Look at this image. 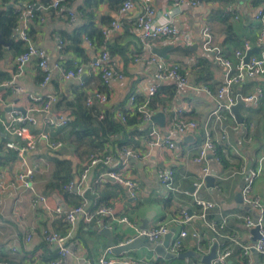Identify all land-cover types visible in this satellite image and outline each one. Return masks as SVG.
Segmentation results:
<instances>
[{
  "label": "crops",
  "instance_id": "obj_1",
  "mask_svg": "<svg viewBox=\"0 0 264 264\" xmlns=\"http://www.w3.org/2000/svg\"><path fill=\"white\" fill-rule=\"evenodd\" d=\"M16 1L30 2L5 0L4 5L0 3V11L6 7L13 12V3ZM33 1L42 4L46 0ZM122 1L70 0L72 21L54 18L48 11L44 23H29L28 32L32 42L44 49L48 55L50 82L45 88L40 87L41 72L35 60L26 63L18 73L14 63L15 55L19 53L14 46L18 41L15 32L11 40L0 38V41L7 44L0 43V84L17 75L15 84L19 88L18 92H13L9 87L0 90V117L8 121L15 110H24L28 105L25 97L27 94L37 96L55 93L59 98L74 100L76 89L86 83L85 80L91 72L86 71L78 79L64 80L60 77L56 65L62 64L71 69L73 62L87 64L92 61L99 47L86 42L87 34L91 33L94 40L93 32H101L109 22L118 19L123 23V28L112 36L108 50L123 72L124 79L112 82L107 90L106 109H128L131 95L146 99L149 88L156 82L153 77L155 67L145 61L134 62L133 57L142 55L144 58L155 54L141 44L139 34L134 28V20L142 9L141 4L136 2L132 10L120 15L118 8ZM191 1H194V4H191ZM152 4L157 13L156 22H172L178 31L175 37L162 38L153 43L152 48H167L164 52L165 58L155 56L167 66L177 65L180 69L188 70L195 89L180 87L173 81L160 82L158 92L167 100L165 107L170 111L164 113L160 110L153 114L163 115L162 125L159 121H149L138 127V131L144 133L155 128L165 134L167 124L173 118L193 121L197 125L196 129L187 131L183 136H172V150L150 148L144 142L147 134L140 136L136 143H130L138 153V158L128 159L123 165L120 153L116 150L114 152L115 148L112 150L108 146L105 150L114 155L110 168L123 172L126 177L137 182L136 198H130L126 188L118 182L99 180V175L105 172V168L101 165L95 166L88 170L79 191L88 187L85 196L89 200V208L109 206L113 216H97L89 224L77 221L70 228L64 222L63 214L68 208L79 203L80 197L73 193L65 198L54 186L53 173L55 158L70 160L73 172L78 169L73 148L67 145L58 152H50L44 142L40 141L33 150L27 152L24 164L13 151L2 148L7 136L0 124V184L3 187V190L0 189V264H48L56 257L57 249L54 244H47L43 239L44 232L49 231H55L65 237L68 247L66 264H98L100 256L110 249L106 245L108 239L100 232L103 228L111 232L115 244L125 243L134 236L135 232L131 226L119 222L122 217H127L137 228L143 225L144 220L146 229L166 224L170 230L175 231L171 240L180 230H185L188 235L182 240L181 249L177 254L194 252L199 256L165 260L157 258L149 248L141 247L126 252L128 258H136L146 264H197L191 259L200 261V257L208 254L214 244L217 251L226 243L232 250L226 264H241L239 246L230 243L228 239L233 238L239 244H252L253 240L252 229L244 226L242 217L254 219L256 211L243 209V205L237 203L235 198L241 193L248 171L255 169L260 157L264 156V76L250 78L233 86L234 102L236 103V98L240 96L246 103L239 110L242 119L240 123L231 112L220 111L218 119L213 118L205 127L209 114L216 107L213 95L224 80L225 67L214 58V53L204 52L201 44L203 29L207 26L211 30L213 46L232 64L237 60L235 52L243 51L245 43L250 46L247 52L253 50L251 55H256L260 51V43L264 44V27L255 16L260 6L252 5L251 0H184L180 9L170 15L172 0H152ZM229 8L235 12L237 18L226 13ZM58 37L66 42L62 49L57 48ZM91 38L89 36V40H92ZM247 52H244V57ZM203 86L210 90L212 96L199 89ZM89 91L91 90L87 92ZM249 97L255 100L246 101ZM178 109L182 111L180 116H176ZM55 113L67 117L68 110L61 105L55 108ZM42 118L41 115L37 116L38 125ZM68 129L69 127L52 130L51 133L53 137L64 140L68 136ZM206 132L213 141L223 142L220 165H216L208 155L203 163L197 164L193 161L206 138ZM205 165L208 167L206 176L212 174V181L208 184L206 176L202 174ZM25 167L32 170L33 189L45 200L35 207L29 204V191L17 180V174ZM160 169L173 171V191L168 192L161 185L157 174ZM79 176L74 173V180ZM197 182H201V186L196 190L194 183ZM195 191L201 199L215 204L209 211L215 223L225 219L221 230L223 237L219 243H199V247L196 245L190 235L192 231H197L206 239L213 237V233L204 226L201 219L194 218L186 225L170 222L181 210L190 213L198 210L192 197ZM251 195L260 200L264 212V161L260 174L252 184ZM57 207L61 209V213L54 212ZM27 234H30L29 240H26ZM9 246L15 247L16 251H11ZM167 251H170L169 248ZM121 255L110 253V257L114 259L120 258ZM251 257L252 264H264L263 257L254 254Z\"/></svg>",
  "mask_w": 264,
  "mask_h": 264
},
{
  "label": "built area",
  "instance_id": "obj_2",
  "mask_svg": "<svg viewBox=\"0 0 264 264\" xmlns=\"http://www.w3.org/2000/svg\"><path fill=\"white\" fill-rule=\"evenodd\" d=\"M136 2L141 4L142 9L134 20V28L139 34L141 44L146 49H151L153 43L157 40L175 37L177 35L178 31L172 22H166L163 24H158L156 22L155 19L157 13L152 4V0H123L118 13L123 15L124 13L132 10ZM183 2L184 0H172V11H170V15L175 13V11L177 12ZM191 4H194V1H191ZM13 7L14 13L17 14V28L15 29L16 40L20 41L24 48L23 52L15 56L14 63L19 73L26 63L35 60L36 65L40 69L43 76L40 81V87L45 88L50 82L48 55L44 49L34 45L32 42L28 32L29 23L35 18H37V22L39 24L44 23L48 11H50L54 18L68 22L73 20V13L66 0H49L47 4L16 1L13 3ZM37 12L40 14L36 16ZM226 13L232 15L234 18H237V15L231 8H229ZM255 16L258 20H260L264 27V4L259 7ZM122 28L123 23L119 19L113 20L107 26L103 27L101 30L102 44L99 47L96 57L87 64L73 62V68L71 69H67L62 64L56 65V68L59 70L60 77L64 80L78 79L86 71H93L100 74L102 85L106 87L107 90L110 89L112 82L122 81L124 79V74L118 68L116 60L111 57L108 50V43L110 39L115 33L120 32ZM262 32L264 33V29ZM86 42L91 44V42L87 39ZM56 45L58 49H62L66 45V42L62 38L58 37L56 39ZM259 46H261L260 51L256 55H251L245 62L244 52H247L250 48L249 44L245 43L243 51L237 50L235 52L237 60L235 64H232L229 60L221 56L220 51L213 46L211 30L209 27L205 26L203 29V42L201 44V48L204 52L214 53V58L225 67L224 80L213 95L216 107L209 114L206 124L204 125L205 127H207V124L210 123L213 118L218 119L220 111L230 112L231 107L235 103L232 98V89L234 85L240 84L244 80L250 78L264 76V44L260 43ZM137 61H145L155 67L153 77L156 82L149 88L144 106L139 108V112L142 115V123L149 122L151 116L154 114V112L147 109L145 105L158 90L160 82L173 81L180 87L195 89L191 84L190 72L188 70L180 69L177 65L167 66L159 57L155 55H148L144 58L142 55L135 56L134 62ZM16 76L14 75L10 80L1 83L0 90L9 87L13 92H18L19 88L15 84ZM199 89L212 96L210 90L206 87H201ZM25 97L28 101V105L24 109V114L15 110L8 121H5L0 117V124L7 136L3 143V148L13 151L16 154V157L21 159L24 164V158L27 152L33 150L36 144L40 141L44 142L46 149L50 152H58L59 150L67 147V144L63 140L53 137L51 131L67 128L69 125L67 118L55 113V105L60 99L57 94L46 93L37 96L27 94ZM134 97V95H131L129 98V109L132 108ZM251 100H255V98L249 97L246 99V101ZM94 103L98 104V107L102 108L101 110L105 109L107 103L106 93L97 90L89 91L86 98V105L90 106ZM112 111H114L116 118L124 121L118 110L112 109ZM161 111L167 113L170 110L165 107L162 108ZM181 113V109H178L176 116H180ZM38 115L43 116L40 125H38L37 121ZM102 115L103 113L100 112L99 118H102ZM196 127L197 125L193 121H185L180 118H175L174 120L173 118L167 124L165 134H161L153 128L148 131L144 142H146L150 148L160 147L172 150L174 148L172 136H183L187 131L194 130ZM220 144H223V142L213 141L210 138L209 133L206 132V138L200 146L198 154L194 157L193 161L197 164L203 163L208 155L212 158L216 165H220L221 160L218 149ZM120 156L122 157L121 164L123 165L130 158L137 159L138 153L133 152L130 149H122L120 151ZM113 159L114 157L110 152L107 154L100 153V155L93 156L90 159L87 168L78 177L79 180L76 179L77 181L74 180L73 182H69L64 187L67 193H76L80 197L79 203L68 208V210H66L63 214L64 222L68 227L72 228L77 221L89 224L97 216H113L112 208L109 206L101 205L96 208H89V200L85 196V192L89 189L88 187L81 188L79 191V187L83 184L88 170L97 165H102L106 169L105 172L99 175V180H113L118 182L126 188L127 194L130 198H136L137 182L129 177H126L123 172L112 170L110 165ZM263 161L264 156L260 157L258 160V166L255 169L248 171L246 182L241 190L243 205L256 211L255 219H250L247 216L242 217L243 224L248 229L258 228V238L254 244H239L233 238L228 239L230 243L238 245L242 250V255L245 256L243 264H252V254H256L257 256H262L264 258L263 207L260 200L251 195L252 184L261 172V165ZM157 174L161 185L168 192L173 191V171L169 169H160L157 171ZM202 174L203 176L208 174V167L206 165L202 168ZM17 180L22 187L29 191V204L31 207H35L38 203H43L45 201L44 198L33 189V173L31 169L25 167L24 170L17 174ZM200 186L201 182L194 183L196 190ZM0 189L3 190L1 184ZM196 193V191L193 192L192 197L193 203L198 210L194 213L189 212L190 214H188L185 210H181L176 217H173L170 220V222L173 224L186 225L194 218L201 219L204 226L213 233V237L211 239H206L204 235L198 233L197 231H192L190 235L196 242V245L199 247V243L201 242H206L209 245L212 242L219 243L220 238L223 237L221 230L224 227L225 219H222L220 223H215L214 220L209 219V211L215 207V204L212 201L201 199ZM54 212L61 213V209L57 207L54 209ZM119 222L131 226L134 229L135 237H144L149 242L154 244L160 243L162 238L170 231L169 226L166 224H159L149 229H140L135 227L127 217L120 218ZM187 235L188 233L185 230H180L177 236L171 240L169 252L177 254L182 246V240ZM29 239L30 234H27L26 240ZM43 239L45 243L54 244L57 248L56 257L53 260H50L48 264H66L68 247L66 245L65 237L60 236L55 231H49L44 232ZM130 241L131 239L126 242ZM9 248L13 252L16 251V248L13 246H9ZM110 253V249H107L97 260L98 264H141L131 258H111ZM231 253L232 251L229 248V245L223 243L220 249L216 251L215 258L210 261V264H226V261L230 257ZM28 264H35V262H30Z\"/></svg>",
  "mask_w": 264,
  "mask_h": 264
},
{
  "label": "trees",
  "instance_id": "obj_3",
  "mask_svg": "<svg viewBox=\"0 0 264 264\" xmlns=\"http://www.w3.org/2000/svg\"><path fill=\"white\" fill-rule=\"evenodd\" d=\"M28 1L34 3L33 0H28ZM69 1L70 0H66L68 5H69ZM4 2L5 0H0V3L3 5ZM47 2L48 1L46 0L42 4H47ZM251 3L252 5L255 6L256 5L261 6L262 4H264V0H251ZM120 7L121 6H119L118 9H120ZM3 8L5 9L0 11V38L2 40H11L13 37L12 34L15 32V29L17 28V14L14 13V11L12 12L11 9H8L6 7ZM39 14L40 13L37 12L36 16ZM32 21L37 22V18L33 19ZM92 35L95 42L91 38V33L87 34L86 39L89 42L96 44V48L100 47L102 44L101 32L97 30L95 33L93 32ZM89 36L92 40H89ZM14 46L19 52L18 54L24 51L23 45L20 41H16L14 43ZM42 77L43 76L41 73L39 82L42 80ZM85 82L86 83H84L82 87L76 89L74 100H70L65 97L62 98L60 97L61 99L55 105V108H58L62 105L64 108L68 110L67 117H65L69 121L68 123L69 129L67 131L68 136L66 137V139L63 138L64 139L63 141L67 145L73 148V156L78 161V166H79L78 169L75 172H73L72 162L70 160L58 159V158H55L54 160V166H55L53 173L54 186L61 192V194L65 198H67L68 195L69 196L72 195V193L71 194L67 193L64 187L69 182L74 181V173L78 174L79 176L87 168L89 161L93 156L100 155V153L102 154L109 153V151L105 150L108 146L111 147L112 150L115 148L113 150L114 152L116 150L120 153L122 149H130L131 151L135 152L134 147H132L133 145H131L130 143L131 142L136 143L137 138H139L140 136H145L148 133V131L144 133H140L138 131V127L142 126L143 124L142 115L139 112V108L144 106L146 99L135 96L131 109L129 108L121 109V110L116 109L120 112V114L124 119V121H121L120 119L115 117V113L114 111H112V109L114 110L115 108H107V109L105 108L101 110L102 108L98 107V104L94 103L93 105L90 106L86 105L88 90L101 91L106 93L107 95V88L102 85L100 74H97L92 71L89 78L85 80ZM159 90L160 89L158 88L156 93L149 99L148 103L145 105L147 109L153 111L154 113L162 110V108H164L168 104L166 103L167 100L163 99L160 96V93L158 92ZM100 112L103 113L102 118H99ZM218 149H219L220 160L222 162V144L218 146ZM208 218L212 219L210 213ZM201 243H205V242H201ZM239 256L242 259L241 264H243L245 261V256L242 255L241 249ZM119 257L128 258V254L125 253L123 254V256L121 255ZM131 259L136 260L141 264H146L145 262H142L139 259L136 258H131ZM191 260L196 262L197 264H202L197 259L193 258Z\"/></svg>",
  "mask_w": 264,
  "mask_h": 264
},
{
  "label": "water",
  "instance_id": "obj_4",
  "mask_svg": "<svg viewBox=\"0 0 264 264\" xmlns=\"http://www.w3.org/2000/svg\"><path fill=\"white\" fill-rule=\"evenodd\" d=\"M0 43L7 45V44L3 43L2 41H0ZM166 50H167V48H163V49L151 48V52L154 53L155 55L161 57V58H165L164 52ZM252 52H253V50H250L249 52H247V54L244 57L245 62L248 60V58L250 57ZM245 104L246 103L241 99V97L238 96L236 98V103L231 107L230 112L233 114V116L235 117V119L237 120L238 123H240L242 121L240 114H239V110ZM18 111H20L22 114H24L23 109H20ZM150 121H159V123L162 125L163 124V115L162 114H155V115L151 116ZM130 159L133 160L132 158H130ZM205 179L207 181V184L210 183L212 181V174L209 176H206ZM242 188H243V186L241 187V190H242ZM235 199H236L237 203L243 205L241 193H239L237 198H235ZM242 207H243V209L248 210V211L252 210L250 207L245 206V205H243ZM188 214H190V213L188 212ZM145 221L146 220L143 221V225L140 227V229H146V225H145L146 222ZM100 232L102 234H104L106 236V238L108 239L106 245H107V247L110 248V251L114 255H121L123 253L132 251L134 249H139L141 247H147L155 254V256L157 258H163L165 260L170 259V258H174V257L179 258V259L186 258V257H195V258L199 257L198 254L194 253V252H185V253H181V254H173V253L167 251V249L170 246L172 234L175 232L174 230H170L162 238V241L158 244H154L152 242H149L144 237H135V236H132L130 242H125L122 244H115L112 240L111 232L108 229L103 228ZM251 232L253 234L252 244H254L256 239L258 238V228H253L251 230ZM215 253H216V244H214L211 247L210 252L208 254H205V255L200 257L201 263L202 264H210V261L215 258ZM254 255H256V254H254Z\"/></svg>",
  "mask_w": 264,
  "mask_h": 264
}]
</instances>
